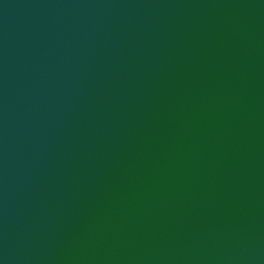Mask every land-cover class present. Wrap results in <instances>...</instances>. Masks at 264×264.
Listing matches in <instances>:
<instances>
[{"label": "water", "instance_id": "water-1", "mask_svg": "<svg viewBox=\"0 0 264 264\" xmlns=\"http://www.w3.org/2000/svg\"><path fill=\"white\" fill-rule=\"evenodd\" d=\"M0 264H264V0H0Z\"/></svg>", "mask_w": 264, "mask_h": 264}]
</instances>
